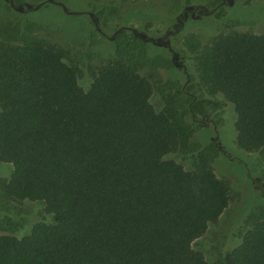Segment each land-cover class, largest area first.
<instances>
[{
  "label": "trees",
  "instance_id": "16d2710c",
  "mask_svg": "<svg viewBox=\"0 0 264 264\" xmlns=\"http://www.w3.org/2000/svg\"><path fill=\"white\" fill-rule=\"evenodd\" d=\"M32 29L0 25V163L13 166L0 195L43 201L52 221L0 231V264H209L191 244L235 192L216 146L190 142L184 116L204 100L153 104L142 27L118 33L86 90L68 50ZM190 53L202 94L232 104L238 148L264 158V32L224 30ZM224 263L264 264V216Z\"/></svg>",
  "mask_w": 264,
  "mask_h": 264
},
{
  "label": "rangeland",
  "instance_id": "374dc122",
  "mask_svg": "<svg viewBox=\"0 0 264 264\" xmlns=\"http://www.w3.org/2000/svg\"><path fill=\"white\" fill-rule=\"evenodd\" d=\"M0 25L32 26L33 33L67 49L85 90L96 69L114 58L118 33L144 29L141 72L151 77L153 104L160 107L179 91L183 97L204 100V114L184 116L193 129L190 142L216 146L213 169L229 180L235 197L191 245L209 264H225V254L239 244L249 219L264 216V158L236 145L232 104L200 91L190 45L204 44L228 29L264 32V0H0ZM170 158L178 159L174 154ZM12 171V164L0 163V178L9 179ZM38 221H52L43 201L13 203L0 195L3 234L28 235Z\"/></svg>",
  "mask_w": 264,
  "mask_h": 264
}]
</instances>
